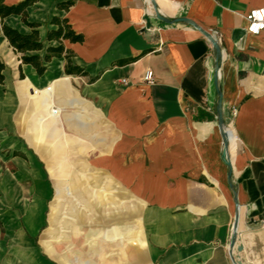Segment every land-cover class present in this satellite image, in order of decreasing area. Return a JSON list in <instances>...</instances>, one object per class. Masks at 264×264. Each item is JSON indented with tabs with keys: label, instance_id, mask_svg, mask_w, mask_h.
Wrapping results in <instances>:
<instances>
[{
	"label": "crops",
	"instance_id": "obj_1",
	"mask_svg": "<svg viewBox=\"0 0 264 264\" xmlns=\"http://www.w3.org/2000/svg\"><path fill=\"white\" fill-rule=\"evenodd\" d=\"M20 1L4 0L9 5ZM66 1L71 2L67 8L57 5ZM262 4L264 0L29 4L27 20L39 24L45 44L48 30L56 28L53 16L66 18L83 36L81 42L63 44L85 76L65 72L63 53L46 63L42 75L21 64V79L20 54L0 33L3 83L17 78L20 119L25 123L30 83L62 84L77 92L74 80L83 87L87 104L100 108L114 129L121 187L156 209L145 217L146 231L138 219L126 224L119 217L116 245L103 242L94 258L86 248L85 263L68 260L66 250L52 246L49 252L61 264H264V29L247 33L245 19ZM3 23L21 33L31 31L19 14L4 17ZM195 25L212 34L221 49V120L215 51ZM33 53L43 55L44 50ZM147 69L154 73L152 84L143 80ZM10 107L0 102V124L9 122ZM7 126L0 132V156L5 157L0 164V264H50L30 238L45 220L49 188L31 157L25 163V143ZM9 151L20 155L8 156ZM25 175H32L31 201H25ZM104 236L109 237L108 230Z\"/></svg>",
	"mask_w": 264,
	"mask_h": 264
},
{
	"label": "rangeland",
	"instance_id": "obj_2",
	"mask_svg": "<svg viewBox=\"0 0 264 264\" xmlns=\"http://www.w3.org/2000/svg\"><path fill=\"white\" fill-rule=\"evenodd\" d=\"M16 79L8 78L0 84V102L11 105L9 122L0 124V132L7 131L8 124L13 127L10 133L25 143V163L31 157L49 188L45 220L30 236L31 242L44 251L46 261L61 264L49 252L54 245L66 250L72 262H84L86 248L92 258L96 257L103 242L116 245L114 236L121 228V216L126 224L138 219L146 231L149 224L145 217L156 209L141 204L132 190L121 187V170L114 156L117 136L102 110L87 104L83 87L73 80L77 93L62 84L41 87L30 83L31 88L25 89V102L31 103L25 108L24 123L20 119ZM12 153L20 155L19 151ZM12 153L9 151L8 156ZM3 158L0 156V164H5ZM31 176L25 175V201L32 200ZM107 230L109 237H102ZM128 257L129 254L127 260Z\"/></svg>",
	"mask_w": 264,
	"mask_h": 264
},
{
	"label": "trees",
	"instance_id": "obj_3",
	"mask_svg": "<svg viewBox=\"0 0 264 264\" xmlns=\"http://www.w3.org/2000/svg\"><path fill=\"white\" fill-rule=\"evenodd\" d=\"M36 0H22L16 4H6L4 0H0V33L6 37L9 46L15 53L20 54L19 60V77L24 78V74L21 70V64H30L35 69L38 75H42L46 70V63L51 60L53 56H59L65 54L66 64L65 72L67 74H77L85 76L86 72L77 65H73L69 54L67 53L63 40H69L71 42H81L83 36L77 33L66 18L53 16L51 22L56 25V28L48 30L46 34V40L48 44H45L39 35L38 26L36 22H29L27 20L26 7ZM70 1L59 2V7L67 8L70 5ZM10 14H19L23 22L31 27V31L27 34L21 33L18 30L3 23V18ZM51 41H57L58 44L52 45ZM44 54L33 53L34 51H42ZM5 63L0 59V83L4 80Z\"/></svg>",
	"mask_w": 264,
	"mask_h": 264
},
{
	"label": "built area",
	"instance_id": "obj_4",
	"mask_svg": "<svg viewBox=\"0 0 264 264\" xmlns=\"http://www.w3.org/2000/svg\"><path fill=\"white\" fill-rule=\"evenodd\" d=\"M245 19L247 21V33L251 35L259 34L264 29V4L251 9L248 13H246ZM143 80L149 84L154 83V73L151 69H147L145 71ZM122 82L126 83L127 80L123 79Z\"/></svg>",
	"mask_w": 264,
	"mask_h": 264
},
{
	"label": "water",
	"instance_id": "obj_5",
	"mask_svg": "<svg viewBox=\"0 0 264 264\" xmlns=\"http://www.w3.org/2000/svg\"><path fill=\"white\" fill-rule=\"evenodd\" d=\"M196 28L211 42L212 47L215 51V55H216V64H215V82H216V87H217V95H218V101H217V115L218 118L221 120V108H222V94L221 91L218 87V73H219V65H220V59H221V49L220 46L218 44V42L216 41V39L213 37L212 34H210L209 32L205 31L204 29L200 28L199 26L195 25ZM233 237L231 240V245H230V251L231 253L234 251V241H235V235H236V223L233 226Z\"/></svg>",
	"mask_w": 264,
	"mask_h": 264
}]
</instances>
